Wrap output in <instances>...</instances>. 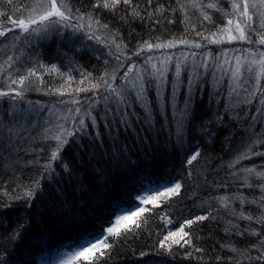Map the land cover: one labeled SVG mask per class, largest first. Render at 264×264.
Returning <instances> with one entry per match:
<instances>
[{
	"label": "trees",
	"instance_id": "trees-1",
	"mask_svg": "<svg viewBox=\"0 0 264 264\" xmlns=\"http://www.w3.org/2000/svg\"><path fill=\"white\" fill-rule=\"evenodd\" d=\"M202 2L207 4L210 0ZM94 3L96 0H72L74 8H79L84 13H92L102 24H108L112 32L119 34L117 39L122 43L125 55H131L145 40L153 43L173 38L199 41L200 37L196 36L193 28L207 35L216 31V26L224 22L221 13L212 9H206L212 16V22L204 20L196 9H186V15L180 11L177 0H152L151 6L148 5V0H133V4L139 5L142 18L128 15L130 10L126 11L123 5L113 13L104 9L94 10L92 8ZM158 6L161 10L156 12ZM223 6L226 7V4ZM149 13L155 14L150 16ZM240 46L234 44L227 47ZM0 47L3 45L0 44ZM109 51L113 55H109ZM179 51L188 49L181 46L179 50H165L164 53L179 55ZM196 51H212L215 55L221 52L222 48L208 45ZM153 54L158 56L162 53L156 50ZM116 55L119 53L114 46L106 47L103 43L87 40L83 45L78 41L70 44L59 36L39 46L33 45L27 50L20 63V69L25 74L27 67H35L37 63L49 66L55 64L60 71L49 73L36 68L37 75L43 82L32 78L34 86L26 93L23 103L27 105L31 101L37 106V113L40 115L33 113L30 121L19 122L20 135L15 141L17 147L14 148L11 158L6 156L4 150H0V247L6 244V237L13 230H18L23 225L18 248L27 245L30 238L46 236L48 239V247L30 249L33 253L30 257L33 264H42L60 252L67 251L71 238L82 225L96 230L109 226L103 220L110 211L109 203L121 193L128 177L134 174L132 168L124 166L121 156V153H124L131 154V159L136 165L150 166L153 174L161 179H170L173 182L179 180L182 188L177 196L171 198L170 204L156 208L151 204L144 205L149 211L129 221L128 227L132 230L126 235H121L119 239L113 238L110 241L111 249L105 250L109 252L107 264H264V261L255 259L259 251L257 247H253L259 245L260 238L251 234L253 229L261 231V226L255 219L248 221L240 216L241 212L254 217L261 214L259 198L262 193L258 186L260 181L253 176L249 182L254 187L248 188L244 185L242 174L238 176L230 174L245 167L264 171V156H253L250 160L236 165L235 169L227 167L235 158L237 149L242 150L238 143L243 134L242 128L251 120L258 100L251 108L242 107L225 114L223 117L225 126L220 128L214 139L205 137L202 140L198 135L191 136L188 144L193 147L199 144L202 152L199 163L194 162L191 168L181 155L171 149L169 137L172 135L174 141V127L169 124L170 117L169 120H165L157 114L154 127L149 128L143 120V112L137 106L135 114L130 117L129 126L125 128L121 124L117 127L111 114L107 120L99 118L104 113V103L101 101L93 109V114L97 116V126L91 127L92 122L88 119L86 123L89 127L86 134L77 132L74 137H69L60 158L54 162L53 166L57 173L62 172L65 163L68 164L73 170L71 179L66 173H63V179L59 182L50 183L46 178L41 179L43 192L31 202L9 198L13 194V189L40 179L41 173L44 172L41 165L48 161L55 144V141L41 138L42 129L48 127L45 120L50 119L55 123L56 116L75 107L68 103H60L61 100H71L72 96L48 95L46 94L48 90L61 86L68 87V74L72 76L71 88L82 86L80 81L88 73H91L89 80L98 79L105 70L111 71L116 63L114 59ZM143 58L135 57L134 60L139 63ZM120 74L122 75V72ZM88 82L86 80L83 86ZM211 91L210 86L206 85L202 100L201 94H197L194 123L212 116L216 110L215 99L212 100L211 110L209 109ZM222 95L226 100V81ZM75 98L81 101L83 108L88 107L90 100L96 99L92 92L80 93ZM9 104L8 98H0V118L5 120L9 118L7 115ZM49 108L53 109V113H49ZM223 109L224 102L220 104L221 112ZM128 111L131 113L133 109L130 108ZM229 116L232 118L229 119ZM115 120L118 121L119 117ZM34 123L37 126H34ZM106 123L111 127H106ZM262 129L264 123L258 124L254 132L260 133ZM230 134H234L231 139ZM255 139L264 142V135L259 137L253 135L246 143H251ZM256 150L264 152V147L257 146ZM189 171L192 172L191 176L188 175ZM241 195L245 199L243 206L239 199H230L227 206L218 200L222 196L232 198ZM164 213H167L172 224H167L161 219ZM209 213L208 219L196 222L185 229L190 232L193 246L173 245L170 251L160 248L159 241L169 230L178 228L185 219ZM136 223L140 224L139 228L135 227ZM120 231L123 233L125 229L122 227ZM237 232L241 235H237ZM230 246L236 247L238 251L232 252ZM195 248L202 251L196 252ZM141 252L146 255L141 256Z\"/></svg>",
	"mask_w": 264,
	"mask_h": 264
},
{
	"label": "snow or ice",
	"instance_id": "snow-or-ice-1",
	"mask_svg": "<svg viewBox=\"0 0 264 264\" xmlns=\"http://www.w3.org/2000/svg\"><path fill=\"white\" fill-rule=\"evenodd\" d=\"M181 12L192 8L200 12L204 20L212 22V16L206 9H212L221 13L224 22L216 26V31L205 35L203 32H196L200 37L199 41L185 38L169 39L166 41L150 42L143 41L131 55H125L122 50V43L118 42V33L112 32L108 24H102L101 20L92 13L81 12L79 8H74L72 0H0V98H8L10 101L8 119L0 118V150L6 152V156L11 158L12 152L17 147L15 141L20 135V121L28 122L33 113H37V106L31 101L24 105L23 101L26 93L34 86L33 77L43 82L37 75L36 68H41L45 72L57 73L59 68L43 63H37L35 67H27L26 74L20 69V63L27 50L33 45L39 46L41 43L59 36L62 40L70 44L77 41L84 44V41H95L103 43L106 47L114 46L119 55L114 57L116 63L111 71L105 70L101 76L92 81L89 80L91 73L84 75L80 81L82 86L71 88L72 76L68 74V87L61 86L57 89H49L46 94L64 97L72 96L69 101L61 100L60 103L74 105L62 115L56 116V121L46 119L48 127L42 129L41 138L46 141H55L54 147L50 151V158L41 167L44 172L40 179L33 180L26 186H18L13 189V194L9 197L15 200H26L31 202L35 197L43 192L41 179H48L50 183L59 182L66 173L71 179L73 170L68 164H64L62 172L57 173L54 162L62 153L64 145L68 143L69 137H74L77 132L85 133L91 120V127L97 126V116L93 114V109L101 102L104 103V113L100 119L107 120L109 114L112 115L116 126L121 124L125 128L129 126L131 115L135 114V108L139 106L143 112V120L149 126L154 127L156 115L169 120L171 127H174V141L172 135L169 137L171 149L174 153L181 155L186 160L187 166L191 168L194 162L199 163L202 156L200 145L191 146L188 140L192 135H198L202 140L205 137L213 138L224 127L223 117L225 114L234 112L242 107L251 108L258 100L256 111L252 114L247 126L242 128V135L238 143L242 150L237 149V154L227 167L235 169L236 165L242 161L250 160L253 156H264V152L257 151L256 147H264V142L259 139L246 141L253 135H264V129L260 133L254 130L258 124L264 123V0H210L204 4L202 0H177ZM152 0H148L151 6ZM226 4V7L223 5ZM123 5L128 15L133 18H142L139 5L133 4V0H96L92 5L94 10L104 9L115 13ZM161 9L158 6L156 12ZM155 13H149L154 15ZM87 21V23H85ZM95 26V28H94ZM99 33V34H98ZM82 34V35H81ZM240 44L237 47H227L229 45ZM208 45H217L222 51L213 55L212 51L202 50ZM183 48L188 51L164 54L165 50ZM156 50H160L161 55H154ZM231 53V55H230ZM109 55H113L109 51ZM144 57L137 63L135 57ZM123 57V59H121ZM107 63V61H106ZM122 72V75L120 74ZM210 77V80H209ZM88 84L85 85V81ZM227 82V98L222 95L223 85ZM212 89L209 93V109L211 110L212 100L216 101V110L212 116L194 123L197 94L202 93L205 86ZM92 92L96 99L88 102V107L83 108L81 101L76 99L80 93ZM103 92V95H101ZM224 102L223 112L220 104ZM39 102H37L38 104ZM133 112H129V109ZM49 113L53 109L49 108ZM119 117L116 121L115 118ZM232 117L229 116V119ZM236 119H239L237 114ZM247 119V115H245ZM69 122L71 124L69 125ZM34 126L35 125L34 123ZM106 127H111L107 124ZM234 134H230L229 139ZM124 166L133 169V175L129 176L125 182L121 193L109 203V213L103 220L109 226L96 230L82 225L77 234L71 238L68 250L62 253V257L57 264H107L109 252L113 238L119 239L121 235H126L132 229L128 227L129 221H133L149 209L144 205L151 204L153 208L163 204H170L171 198L177 196L182 188V183L177 180L161 179L153 174L150 166H138L131 159V154L121 153ZM8 163V160L5 161ZM14 163V162H13ZM46 173V176H45ZM233 176L242 174L244 185L253 188L250 179L255 176L259 181V188L262 193L260 202L262 211L259 216H240L244 220L255 222L261 226V231L251 230L252 235L260 238L257 247L259 255L256 260L264 261V171H257L254 167L241 168L238 171L230 172ZM189 176L192 172L189 171ZM7 195V193H6ZM230 199H239L241 206L245 199L239 197H219V202L227 206ZM255 203V200L253 201ZM208 215H197L192 219H185L175 230H169L163 239L159 241L161 249L171 250L173 245L193 246L190 232L186 227H190L196 222L208 219ZM167 224H172L167 213L162 214ZM125 231L121 233L120 229ZM139 228L140 224L136 223ZM23 230V225L18 230H13L6 237V244L0 247V264H33L31 260L33 247L44 249L48 247V239L44 237L30 238L27 245L18 248L19 238ZM247 231V229L245 230ZM241 235L240 232L236 233ZM232 252L238 249L230 246ZM196 252H201L200 248H195ZM141 256L146 253L141 252ZM190 255V254H189ZM249 259L252 258L249 256ZM43 264H48L44 261Z\"/></svg>",
	"mask_w": 264,
	"mask_h": 264
},
{
	"label": "rangeland",
	"instance_id": "rangeland-1",
	"mask_svg": "<svg viewBox=\"0 0 264 264\" xmlns=\"http://www.w3.org/2000/svg\"><path fill=\"white\" fill-rule=\"evenodd\" d=\"M218 53V52H217ZM164 54H170V53H164ZM161 55V54H159ZM216 55V54H215ZM64 251L60 252L59 254H57L56 256L52 257V259L50 261H48V264H57L58 260L62 257V253ZM43 264V263H42Z\"/></svg>",
	"mask_w": 264,
	"mask_h": 264
}]
</instances>
